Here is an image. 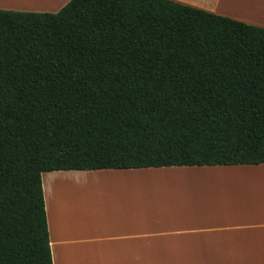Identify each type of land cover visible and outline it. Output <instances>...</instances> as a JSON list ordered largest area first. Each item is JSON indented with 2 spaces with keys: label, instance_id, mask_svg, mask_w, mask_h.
<instances>
[{
  "label": "trees",
  "instance_id": "1",
  "mask_svg": "<svg viewBox=\"0 0 264 264\" xmlns=\"http://www.w3.org/2000/svg\"><path fill=\"white\" fill-rule=\"evenodd\" d=\"M264 164V28L174 0L0 9V264H52L41 175Z\"/></svg>",
  "mask_w": 264,
  "mask_h": 264
},
{
  "label": "crops",
  "instance_id": "2",
  "mask_svg": "<svg viewBox=\"0 0 264 264\" xmlns=\"http://www.w3.org/2000/svg\"><path fill=\"white\" fill-rule=\"evenodd\" d=\"M224 1L264 14V0ZM41 181L52 264H264V164L52 171Z\"/></svg>",
  "mask_w": 264,
  "mask_h": 264
},
{
  "label": "rangeland",
  "instance_id": "3",
  "mask_svg": "<svg viewBox=\"0 0 264 264\" xmlns=\"http://www.w3.org/2000/svg\"><path fill=\"white\" fill-rule=\"evenodd\" d=\"M65 1L66 0H0V9L27 11V12H48V11H44V9H42L41 7L43 6V7H49V8H59L60 6H64L66 4ZM175 1L188 4L191 6L194 5V6H197L198 8H201L202 10L205 8H209V7L214 8V9H217L219 11H223L229 14L228 16H225V17H229V18L235 19L237 21H240V22H243L249 25L264 28V14L262 16L257 13L249 14L246 12H242V14H240L235 10L232 11L231 9H228L225 6L220 5V4L225 3L224 0H221V1H218V0H175ZM57 188H60V186L58 185Z\"/></svg>",
  "mask_w": 264,
  "mask_h": 264
},
{
  "label": "bare ground",
  "instance_id": "4",
  "mask_svg": "<svg viewBox=\"0 0 264 264\" xmlns=\"http://www.w3.org/2000/svg\"><path fill=\"white\" fill-rule=\"evenodd\" d=\"M231 3V2H230ZM233 3V2H232ZM248 4H249V2H247ZM244 4H246V3H244ZM242 6H243V4H241ZM247 5V4H246ZM250 6H253V5H251V3L249 4ZM249 5H248V8H249ZM257 5V4H256ZM254 6H255V4H254ZM253 6V7H254ZM244 7V6H243ZM256 7V9L257 8H260L258 5L257 6H255ZM252 9V8H251ZM262 9V8H261ZM253 10H254V8H253ZM257 10H259V9H257ZM256 11V10H255ZM262 11V10H261ZM260 12V11H259ZM260 13H264V12H260Z\"/></svg>",
  "mask_w": 264,
  "mask_h": 264
}]
</instances>
